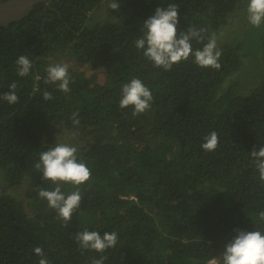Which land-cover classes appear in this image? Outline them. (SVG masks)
Here are the masks:
<instances>
[{
    "label": "trees",
    "instance_id": "trees-1",
    "mask_svg": "<svg viewBox=\"0 0 264 264\" xmlns=\"http://www.w3.org/2000/svg\"><path fill=\"white\" fill-rule=\"evenodd\" d=\"M109 2H39L21 20L0 26V97L12 82L19 96L16 104L0 98V264H39L37 246L49 264H91L101 256L104 264H222L235 229L264 233L258 219L264 184L251 157L264 147V71L246 75L255 69V52L238 26L230 25L231 40L221 38L228 18L246 3L118 0L119 10L109 8L94 22L91 13ZM169 3L179 5L178 31L206 29L203 42L191 41L193 51L215 35L219 70L190 57L165 71L134 46L144 22ZM257 46L264 66V32ZM56 52L77 65L68 68L67 93L45 83ZM20 55L32 62L25 77L16 71ZM132 78L153 95L138 116L131 106L119 107ZM44 91L53 98L44 100ZM212 131L218 147L206 152L201 144ZM65 137L91 170L67 226L39 197L40 188L55 185L34 168L40 152L66 144ZM84 229L115 232L117 244L103 253L81 250L74 235Z\"/></svg>",
    "mask_w": 264,
    "mask_h": 264
},
{
    "label": "clouds",
    "instance_id": "clouds-1",
    "mask_svg": "<svg viewBox=\"0 0 264 264\" xmlns=\"http://www.w3.org/2000/svg\"><path fill=\"white\" fill-rule=\"evenodd\" d=\"M108 7L119 10L118 0H110ZM179 5L169 3L167 7H157L154 15L150 16L143 24V35L134 41V46L143 51L144 57L150 60L154 67L170 71L174 64L189 60L194 57V63L201 68L219 70L221 64L219 58L221 52L217 50L215 35L208 38V42L202 48L193 51L191 41L193 39L203 42L206 29L189 27L186 31H178ZM247 19L253 27L264 24V0H249L247 5ZM16 71L21 77L28 76L32 69V62L26 55H20L16 61ZM46 84L56 86L62 92L70 91L68 66L66 64H50L45 69ZM17 83L9 85V91L2 94L3 100L9 104H16L19 96L16 93ZM50 91L43 92L44 100H51ZM153 95L150 89L139 78H132L130 82L123 84L119 107L121 109L132 108V115L138 116L151 107ZM79 113H72V122L79 125ZM219 137L216 131L203 137L202 149L206 152L214 151L218 147ZM77 147L59 143L54 147L40 152L38 161L34 164L35 170L42 173L43 181H50L55 185L53 190L40 188L38 195L46 200L48 207L54 209L65 226L72 219V215L80 208L82 195L80 186L91 178V170L85 163L78 160ZM251 157L258 172V178L264 184V147L254 148ZM70 184L75 190L65 193L61 185ZM258 219L264 221V211L259 213ZM235 235L221 253L222 264H264V233L260 230L245 231L235 229ZM74 240L81 250H91L99 253L115 247L118 241L117 233L84 229L74 235ZM39 259V264H49L41 247L34 248ZM106 256L94 258L91 264H104Z\"/></svg>",
    "mask_w": 264,
    "mask_h": 264
},
{
    "label": "rangeland",
    "instance_id": "rangeland-1",
    "mask_svg": "<svg viewBox=\"0 0 264 264\" xmlns=\"http://www.w3.org/2000/svg\"><path fill=\"white\" fill-rule=\"evenodd\" d=\"M246 3V6L243 8H239V10L237 11L236 15L233 17L228 18L229 22L222 27V31L223 32L221 34V38H223V40H231L234 36H232L229 32L230 28H231V24L234 26H238L239 28L237 29L239 32V36L243 37V40L246 42V46H248L250 49H252L255 54L262 52L261 48L259 46H257V42L259 40L260 35L264 32V24H262L260 27H253L252 25L249 24L248 19H247V5L248 2H246V0H243ZM109 14V7H108V3H103V5L94 10L91 15H92V19L94 22L96 21H101L103 20L107 15ZM241 18V21L238 23H235L237 19ZM219 35V34H218ZM253 54L251 56V58L255 59H251L250 62L252 64H254L255 69L252 71H248L246 75L249 74H254L259 72L260 69H263L264 71V66H263V61L261 60V58L258 55ZM66 64L68 66V68H77L76 62L72 59V57H70L68 55V53H53L52 56H49V60H48V64L47 67L50 64ZM68 140V141H67ZM65 141L66 144L71 145V141H69L68 137H65ZM1 179V177H0ZM23 190H21L20 192H22Z\"/></svg>",
    "mask_w": 264,
    "mask_h": 264
},
{
    "label": "water",
    "instance_id": "water-1",
    "mask_svg": "<svg viewBox=\"0 0 264 264\" xmlns=\"http://www.w3.org/2000/svg\"><path fill=\"white\" fill-rule=\"evenodd\" d=\"M49 0H4L0 1V26L21 20L35 4Z\"/></svg>",
    "mask_w": 264,
    "mask_h": 264
}]
</instances>
